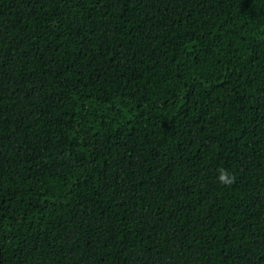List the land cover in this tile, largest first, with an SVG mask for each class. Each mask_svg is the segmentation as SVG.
Wrapping results in <instances>:
<instances>
[{"label":"trees","instance_id":"1","mask_svg":"<svg viewBox=\"0 0 264 264\" xmlns=\"http://www.w3.org/2000/svg\"><path fill=\"white\" fill-rule=\"evenodd\" d=\"M0 264H264V0H0Z\"/></svg>","mask_w":264,"mask_h":264},{"label":"clouds","instance_id":"2","mask_svg":"<svg viewBox=\"0 0 264 264\" xmlns=\"http://www.w3.org/2000/svg\"><path fill=\"white\" fill-rule=\"evenodd\" d=\"M223 179V177H221Z\"/></svg>","mask_w":264,"mask_h":264}]
</instances>
